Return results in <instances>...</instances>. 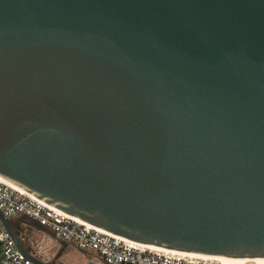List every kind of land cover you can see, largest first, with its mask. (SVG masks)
<instances>
[{
    "label": "water",
    "instance_id": "95a60500",
    "mask_svg": "<svg viewBox=\"0 0 264 264\" xmlns=\"http://www.w3.org/2000/svg\"><path fill=\"white\" fill-rule=\"evenodd\" d=\"M0 177L137 244L264 260V0H0Z\"/></svg>",
    "mask_w": 264,
    "mask_h": 264
},
{
    "label": "built area",
    "instance_id": "2783aa9c",
    "mask_svg": "<svg viewBox=\"0 0 264 264\" xmlns=\"http://www.w3.org/2000/svg\"><path fill=\"white\" fill-rule=\"evenodd\" d=\"M0 211L12 223L21 218L28 219L57 246L90 255L92 260L88 264H225L164 249H150L149 246L112 235L68 216L1 177ZM25 249L40 261L49 263L34 255L26 247ZM0 264H33L18 251L1 222ZM244 264L264 262L248 260Z\"/></svg>",
    "mask_w": 264,
    "mask_h": 264
},
{
    "label": "rangeland",
    "instance_id": "374dc122",
    "mask_svg": "<svg viewBox=\"0 0 264 264\" xmlns=\"http://www.w3.org/2000/svg\"><path fill=\"white\" fill-rule=\"evenodd\" d=\"M13 226L16 229L24 226L22 228L26 233L19 234L22 244L34 255L50 264H88L92 260L90 255L53 244L35 224L26 218L17 220Z\"/></svg>",
    "mask_w": 264,
    "mask_h": 264
},
{
    "label": "bare ground",
    "instance_id": "6f19581e",
    "mask_svg": "<svg viewBox=\"0 0 264 264\" xmlns=\"http://www.w3.org/2000/svg\"><path fill=\"white\" fill-rule=\"evenodd\" d=\"M150 249H157V248H154V247H149ZM188 256H191V257H194V258H199V259H206V260H217V261H220V262H223L225 264H244V263H247L248 260H234V259H212V258H204V257H199V256H195V255H189V254H186ZM257 262L259 263H263L264 260H256Z\"/></svg>",
    "mask_w": 264,
    "mask_h": 264
},
{
    "label": "trees",
    "instance_id": "16d2710c",
    "mask_svg": "<svg viewBox=\"0 0 264 264\" xmlns=\"http://www.w3.org/2000/svg\"><path fill=\"white\" fill-rule=\"evenodd\" d=\"M22 227H24V226H21V227H19V228L17 229L18 234L26 233V232H24L25 229H23Z\"/></svg>",
    "mask_w": 264,
    "mask_h": 264
}]
</instances>
